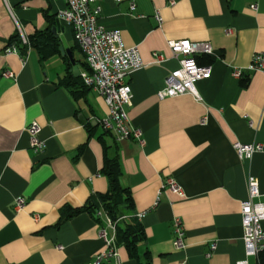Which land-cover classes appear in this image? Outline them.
Here are the masks:
<instances>
[{"label":"crops","instance_id":"0c3cea01","mask_svg":"<svg viewBox=\"0 0 264 264\" xmlns=\"http://www.w3.org/2000/svg\"><path fill=\"white\" fill-rule=\"evenodd\" d=\"M94 5L101 9L99 23L118 29L125 45L140 51L144 65L129 77L127 111L131 124L142 129L145 145L118 140L103 129L98 119L109 109L94 88L77 99L62 83L68 60L75 77L87 69L73 27L57 15L66 1L0 0V264H90L107 249L100 233L107 224L88 211L57 225L65 206H82L92 193L108 190L101 172L106 156H119L133 212L144 213L138 217L147 234L140 253L149 250L152 264H238L247 257L242 201L248 198L250 175L261 191L255 201L264 203V151L241 159L234 147L236 141L264 143V69L246 70L253 56L264 52V0H100ZM15 19L27 40L48 28L60 49L63 36L72 59L61 49L48 58L35 47L25 53L7 49L17 33L22 38ZM183 38L209 41L215 50L207 63L211 77L196 84L200 99L190 93L159 96L167 75L179 66L169 41ZM155 53L164 60L157 62ZM236 66L245 70L241 78L232 74ZM85 111L89 117L83 121ZM34 121L45 142L40 152L31 147L27 131ZM169 177L183 195L164 186ZM19 196L26 203L17 210ZM176 216L186 232L183 248L174 243ZM117 252L101 264H138L124 246Z\"/></svg>","mask_w":264,"mask_h":264},{"label":"built area","instance_id":"2783aa9c","mask_svg":"<svg viewBox=\"0 0 264 264\" xmlns=\"http://www.w3.org/2000/svg\"><path fill=\"white\" fill-rule=\"evenodd\" d=\"M66 7L60 9L58 17L71 25L78 45L85 55L87 69L81 72L86 85L94 88L104 98L108 105V114L98 119L99 124L105 131H108L118 139H133L140 145H145V138L142 129L131 124L127 107L132 103V88L129 77L133 71L144 65L138 47H127L123 41L121 32L118 29H108L99 23V5H94L100 0H65ZM120 2L121 0H114ZM172 3L174 1H171ZM134 7V3L132 4ZM256 9L257 5L253 4ZM10 12L13 14L11 8ZM15 18V17H14ZM156 20L160 23L162 18L159 12L155 14ZM20 28L22 39L28 42ZM169 46L173 56L178 59L179 66L173 69L165 79V86L159 92L160 97L177 96L190 93L200 99L197 89V82L207 79L212 75L211 64H199L198 57L201 55H214L215 50L209 41H192L188 38L170 40ZM10 50L19 52L16 46ZM156 61L162 62L164 55L155 53ZM264 69V52H258L253 56L251 63L246 70L257 71ZM244 69L234 67L232 74L241 78ZM5 76H13V73L6 71ZM27 131L30 135L31 147L34 151L40 152L45 148V142L40 137L41 126L32 122ZM235 150L241 159H251L256 152L264 151V143H234ZM165 187L183 195V188L178 181L169 177L164 183ZM261 195L258 179L250 175L248 177V198L242 201V222L244 229V241L246 244L247 257L238 264H251L250 257L256 258L259 251L264 248V203L255 199ZM26 203V198L19 196L15 199V208L21 209ZM97 215L103 218L107 226L101 229V237L105 240L107 249L97 255L90 264H101L104 260L117 257L116 244V223L103 210H98ZM144 213H139L141 218ZM108 228L113 230V236H108ZM174 243L178 248L185 246L186 232L181 217L174 218ZM216 243L212 244V249ZM211 253H208L210 255Z\"/></svg>","mask_w":264,"mask_h":264},{"label":"trees","instance_id":"16d2710c","mask_svg":"<svg viewBox=\"0 0 264 264\" xmlns=\"http://www.w3.org/2000/svg\"><path fill=\"white\" fill-rule=\"evenodd\" d=\"M13 46H16L21 53H25L29 47H35L42 58H48L60 52L59 43L48 28L38 30L28 38L27 43L23 41L20 33H17L11 39L7 49ZM210 56L212 55L205 54L199 57V64L210 62ZM67 71L68 76L64 77L62 83L70 87V91L75 98L84 97L89 86L81 81V75L74 76L72 64L69 60ZM247 82V80H243V85H246ZM86 125L90 131L96 127L91 121H87ZM101 172L108 178V190L92 193L82 206H65L57 225L59 226L65 220L84 211L90 212L98 221L103 223V218L97 215L98 210H103L116 223L115 239L117 246H124L129 256L135 259L138 264H152L149 250H146L143 254L140 253V246L147 239V234L144 225L133 212L135 203L130 187L124 185L122 181L124 172L119 156L113 158L106 156ZM252 264H264V248L259 251Z\"/></svg>","mask_w":264,"mask_h":264},{"label":"water","instance_id":"95a60500","mask_svg":"<svg viewBox=\"0 0 264 264\" xmlns=\"http://www.w3.org/2000/svg\"><path fill=\"white\" fill-rule=\"evenodd\" d=\"M62 41H63V45L60 46V49H61L62 53L63 54H68V56L72 59L71 53H70V51L68 49L67 42H66V40H65V38L63 36H62ZM73 63H74V61H73ZM73 70L75 71V74H79L80 73L79 70L77 69V66L76 65H74ZM88 117L89 116H88V114H87L86 111L83 112L82 114H80V118L83 121L86 120V119H88Z\"/></svg>","mask_w":264,"mask_h":264}]
</instances>
